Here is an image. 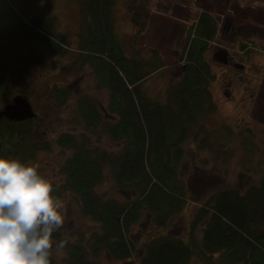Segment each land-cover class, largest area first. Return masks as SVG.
<instances>
[{
  "label": "trees",
  "instance_id": "obj_1",
  "mask_svg": "<svg viewBox=\"0 0 264 264\" xmlns=\"http://www.w3.org/2000/svg\"><path fill=\"white\" fill-rule=\"evenodd\" d=\"M5 3L0 0V18L15 24L19 36L45 45L54 55L69 52L55 18L36 15L26 22ZM116 3L79 1V61L93 69L99 87L108 91L111 117H105L98 103L86 94L78 99L77 107L86 129L93 134L103 130L121 146L117 153L93 144V135L86 133L77 137L65 132L54 141L42 140L36 129L37 115L16 121L0 113V156L29 162L41 152H51L54 145L72 151L59 170L63 181L53 183V195L62 200L72 193L82 215L99 226L84 243L54 232L55 245L65 241L62 250L66 256L60 261L51 255L50 264H102L98 260L102 252L126 260L137 258L139 251L138 264H192L195 259L202 264H213L215 259L223 264H264V175L245 191L227 189L212 194L198 208L186 238L165 233L188 205L181 168L191 127L211 99L217 77L208 53L219 34L218 18L202 11L187 26L179 58L184 66L182 76L170 86L167 100L159 101L149 95L144 84L165 68L162 56L155 49L146 56L135 45L132 55L126 53L115 31ZM133 19L138 33L145 32L147 23L136 8ZM239 44L245 52L259 46L254 39ZM53 93L61 106L70 97L68 89L57 85ZM13 100L0 43V101L4 108ZM97 136L99 140L102 137ZM106 165L115 186L121 191L132 190L134 198L97 191L105 179ZM146 214L152 228L145 232L144 241L136 244L130 235Z\"/></svg>",
  "mask_w": 264,
  "mask_h": 264
},
{
  "label": "rangeland",
  "instance_id": "obj_2",
  "mask_svg": "<svg viewBox=\"0 0 264 264\" xmlns=\"http://www.w3.org/2000/svg\"><path fill=\"white\" fill-rule=\"evenodd\" d=\"M18 17L26 22L36 15L53 17L58 32L69 44L66 55H54L43 44L19 36L15 24L0 18V43L3 62L8 69L14 99L23 96L37 115L36 129L40 138L54 141L59 135L71 132L77 137L91 134V142L117 153L116 145L98 130H87L78 112L77 101L89 95L99 105L105 117L108 113V91L98 85L93 69L79 61L80 0H4ZM141 12L147 23L146 31L138 33L133 19L134 9ZM208 11L219 20V34L211 45L208 60L217 73L211 88V99L202 109L197 123L191 127L185 145L181 176L188 188V205L166 230V234L186 238L190 223L198 208L215 192L237 189L245 191L257 185L264 175V0H117L115 31L126 53L132 55L134 45L146 56L151 49L159 51L165 68L144 84L156 100H167L171 85L182 76L183 63L179 58L185 44L187 26ZM254 39L259 45L245 52L239 42ZM70 92L67 103L61 106L53 93L54 86ZM14 101V100H13ZM0 101V113L3 112ZM97 133L102 135L98 138ZM71 150L57 145L51 152H41L32 162L38 171L55 184L63 181L59 170ZM105 166L106 175L97 191L106 196L131 200L132 190H119ZM64 204V225L59 230L72 241H87L99 226L82 215L72 193L61 200ZM146 214L130 235L132 242L144 241L151 230ZM200 236V232H198ZM140 251L137 253L139 258ZM52 256L62 261L66 253L53 244ZM137 258L115 260L102 252V264H138ZM213 264H223L215 259ZM192 264H202L195 259Z\"/></svg>",
  "mask_w": 264,
  "mask_h": 264
},
{
  "label": "clouds",
  "instance_id": "obj_3",
  "mask_svg": "<svg viewBox=\"0 0 264 264\" xmlns=\"http://www.w3.org/2000/svg\"><path fill=\"white\" fill-rule=\"evenodd\" d=\"M39 165L0 156V264H50L64 204ZM65 241L56 248L62 249Z\"/></svg>",
  "mask_w": 264,
  "mask_h": 264
},
{
  "label": "water",
  "instance_id": "obj_4",
  "mask_svg": "<svg viewBox=\"0 0 264 264\" xmlns=\"http://www.w3.org/2000/svg\"><path fill=\"white\" fill-rule=\"evenodd\" d=\"M33 108L27 98L18 96L13 103L5 107L1 116L16 121H22L33 116Z\"/></svg>",
  "mask_w": 264,
  "mask_h": 264
}]
</instances>
